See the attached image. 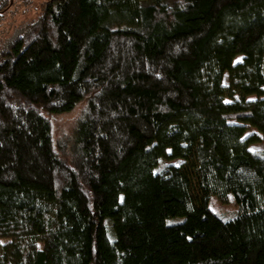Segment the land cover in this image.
<instances>
[{
    "label": "trees",
    "instance_id": "trees-1",
    "mask_svg": "<svg viewBox=\"0 0 264 264\" xmlns=\"http://www.w3.org/2000/svg\"><path fill=\"white\" fill-rule=\"evenodd\" d=\"M259 141L264 0H43L0 48V264H264Z\"/></svg>",
    "mask_w": 264,
    "mask_h": 264
},
{
    "label": "rangeland",
    "instance_id": "rangeland-1",
    "mask_svg": "<svg viewBox=\"0 0 264 264\" xmlns=\"http://www.w3.org/2000/svg\"><path fill=\"white\" fill-rule=\"evenodd\" d=\"M43 0H15L14 5L4 14L0 20V48L13 36L19 34L23 25L27 23L31 18H33L38 9L39 3ZM254 96H250L249 99H253ZM78 111L68 114L65 118L66 120L72 119L77 116ZM230 122L236 123L235 120ZM257 133V130L251 126H247L246 134ZM260 135V134H259ZM251 150L264 151V144L262 141L254 143L250 146ZM209 208L212 211L219 210L220 204L215 198L209 202ZM227 208V207H226ZM230 210V209H228Z\"/></svg>",
    "mask_w": 264,
    "mask_h": 264
}]
</instances>
